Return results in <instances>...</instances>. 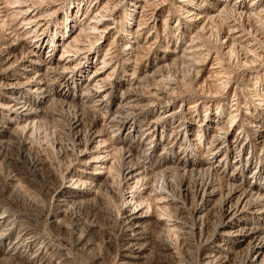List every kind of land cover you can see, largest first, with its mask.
Masks as SVG:
<instances>
[{
  "label": "rangeland",
  "instance_id": "1",
  "mask_svg": "<svg viewBox=\"0 0 264 264\" xmlns=\"http://www.w3.org/2000/svg\"><path fill=\"white\" fill-rule=\"evenodd\" d=\"M36 1L38 2L37 5L45 4L46 6V9L41 10L43 11L41 14L52 11L54 13L47 15V17L41 15L42 18L37 20L43 24L46 23L45 30L43 27L40 28L41 25L36 21L30 24L33 26L30 28L32 31L26 33L29 24H24L22 14L13 13L18 8H13L10 3L0 0V70H2L0 72V84L7 82L8 76L11 78V75H6V72H3V55H1L2 50L10 42H25L28 46L29 43L34 44V41L31 40L35 38L34 29L36 28L41 34L37 37L42 45L39 54L44 57L51 54L58 58L62 53L63 42L55 47L51 40L54 35H58L57 38L63 35L65 27L62 22L66 13L71 10V14L73 12L75 14L79 4L84 8L86 6L92 8L97 0ZM98 1L99 5L107 3L109 9H113L112 13L109 10L108 13L112 15L107 18L111 28L107 35L94 47L90 46L89 48L86 46L89 41H84L82 46L88 47L86 54L89 55V59L86 60L85 58L72 72H67V76L71 78L70 83H73L71 81L75 79H80L81 82L88 79L91 73L102 63L101 61L105 59L104 57H107L109 61L108 70L116 68L113 79L120 77L131 79L134 70L138 68L136 75H139L141 68L153 63L155 55L163 56L166 54L165 49L171 48L176 51V54L170 56L164 67L144 78V84L139 88V92L146 99H151L150 95L155 90L168 93L174 101L168 110L175 108L184 111L171 120L170 127H164L162 134L163 139H166L165 142L171 136L173 126L182 123L185 119L186 121L188 119L193 121L192 130L196 131L199 122L203 119L206 125L202 126V129L206 130L210 123L215 125V122H220V126H227L231 114H236L237 119L233 121L231 126L230 137L232 139L235 134L241 133L238 143L240 140L244 142L249 140L250 143L255 144V158L250 159L251 153L249 151L252 149L245 150L242 152L245 161L242 163L228 162L226 173L233 172L236 169V164H239L241 167L237 168L236 172H239L246 186L255 185L256 180L261 181V185L264 186V146L261 144V139H256L253 128L248 127L247 121H249V117H252V114L246 113L251 111L256 117L258 116V119L260 118L259 121L264 120V16L240 17L239 13L232 10L233 4L237 0H225L223 2H225L224 4L227 2L229 8L222 12L215 21L210 22L203 29H198L192 25L193 22L188 21L186 15L188 14L187 9L194 8V12L201 10H197L195 6L189 4L179 7V0ZM243 2L251 4L254 0H243ZM194 3L202 5L204 2L203 0H195ZM259 3L264 5V0H260ZM238 4H240V0ZM23 9H27V6H24ZM33 9H35L34 6L30 11ZM40 9L42 8H37L36 12L33 11L31 15ZM78 16L77 26L80 23H88L89 20L87 19L82 21L83 11ZM229 25H236L238 30L246 26V32L241 39L242 42L234 41L232 52L228 51L227 43H224L227 32L234 28H229ZM76 28L74 27L73 31L78 29ZM126 30L130 33L128 40H131L133 45V48L129 49L130 51L124 49L125 40H127L124 34ZM52 49L54 50L51 51ZM213 66L216 68L212 69ZM56 83L59 84V82ZM121 91L122 88L116 90V94L119 95ZM10 92V89H5V91L0 89L1 104L6 99L5 94H11ZM76 92L79 94L83 91L78 90ZM258 96H261L262 99H257ZM147 102V100L143 101L144 108H146L144 104ZM194 103H198L196 108L186 109ZM234 109L237 110L233 111ZM3 110L4 108L0 107V113L5 114ZM191 110L192 112H190ZM41 114L38 120L30 123L27 131H25V138L32 144L34 160L20 153L16 143L11 142L13 145L6 148V146L2 147L0 140V211L4 209L7 210V213L14 214L13 217L16 219L19 230L12 240L22 238L23 241H26L30 236L37 239L35 246L28 247L24 253L19 255L7 254L6 247L3 250L0 249V264H117L120 251L129 232L128 226L119 212V205L125 192L119 162L122 156L128 154L127 150L118 153L116 157L117 166L114 167L113 173L106 174L108 175L107 181H99V188L96 187L95 195L76 198L62 204L56 196V191L63 181L65 184L68 183L65 169L70 160L73 159V154L68 148L72 147L79 134L87 139L90 131L94 130L95 124L104 123L108 116L91 101L84 103V105L79 102L64 103L55 95V90L50 92L49 101ZM159 115L160 112L158 111L149 113L147 116L142 115L139 122L141 128ZM74 118L75 121L78 118L81 119L79 127L75 126ZM13 125H15V121ZM105 127V137L109 138L110 135L114 134L112 130L116 127ZM257 141L260 144H257ZM144 147L145 145L142 144L134 149L133 153H135L136 158L144 153ZM163 147L164 145H160L153 152L155 159H161L158 155L159 152H162ZM183 147V145L178 144L177 150L181 151ZM179 154H174V158ZM246 157L249 158L246 160ZM233 159H235V154H232L230 161ZM251 174H254L253 178L249 177ZM149 176L148 185L150 187L162 184L163 180L170 185L172 196L176 201L160 213L165 217L174 216L173 218L180 221V225L177 229L155 222L146 225L144 229L146 256L140 264H203L202 257L205 253V247L213 237L215 227L221 219V208L229 192L226 180L222 175L214 178L209 174L197 178V176L191 177L188 174L180 173L177 176L164 179L161 173L154 172ZM209 180H212L219 189L215 198L205 203L201 201L197 189L201 183L205 186ZM8 182L15 187L14 196L16 195V197L13 199ZM195 208L203 210L200 217L193 215L192 210ZM56 213L61 214L57 219L54 217ZM224 243L227 245L228 241H224ZM167 244L171 245L170 249ZM228 245L233 252L225 264H245V258L248 255L246 247L238 246L236 242L228 243ZM40 247H42L41 250L44 249V257L32 261L31 258Z\"/></svg>",
  "mask_w": 264,
  "mask_h": 264
},
{
  "label": "bare ground",
  "instance_id": "2",
  "mask_svg": "<svg viewBox=\"0 0 264 264\" xmlns=\"http://www.w3.org/2000/svg\"><path fill=\"white\" fill-rule=\"evenodd\" d=\"M194 1L195 0H179L178 6L184 7V5L189 4L190 6H195L197 10H201L200 12L196 11V13L193 10L194 8L187 9L188 14L186 15L188 21L193 22L192 25L198 29H203V27L210 22L215 21L221 16L222 12H225L226 9L229 8L227 2L224 4L225 2L223 1L225 0H203L204 3L202 5L196 4ZM259 1L260 0H254L251 4H245L243 0H240V4H238L239 0H237L233 4L232 10L239 13V15H241L240 17H252L254 15L263 17L264 5L260 4ZM28 2L30 3L27 4ZM5 3H10L13 8H18L13 12L14 14L20 13L23 15L22 19L24 24H29L26 33L32 31L30 28H33V26H30V24L35 23L41 15L47 17V15L54 13V11H52L50 13L41 14V12H43L41 10L46 6L45 4L37 5L38 2L36 0H5ZM221 4L224 5L222 6ZM24 6H27V9L24 10ZM33 6L35 9L30 11ZM40 7L42 9L31 15L33 11L36 12V9ZM86 7L84 8V6L79 4L75 14L74 12L71 14V10L66 13L65 19L62 22L65 27L63 35L61 37L59 36V38H57L58 35L52 36L51 43L55 47L63 42L62 53L58 58L53 57L51 54L45 57L39 54L42 45L37 37L41 36V34H39L36 28L34 29L36 32L34 35L35 38L31 40L32 42L34 41V44L29 43L28 46L25 42H10L6 48L2 50L3 72H6V75H11V78H8L9 76L7 77V82L0 84V89L4 91L5 89L11 90V94L6 93V95L4 93L6 99L2 104L0 103V107L4 108L3 111L5 113H0V140L2 142V147L6 146V148H9L13 145L11 142H14L20 153L24 154L29 159H33L32 144L25 138V131H27L30 123L37 121L38 117L42 115L41 112L49 101L50 92L52 90H55V95L64 103L79 102L81 105H84V103L91 101L100 111H103L108 118L104 120V123H96L93 128L94 130L90 131V135H88L89 137L87 139H85L82 134L78 133L77 140L72 147L68 148L74 156H72L73 159L70 160L67 168H64L66 170L65 176L66 179H68V183L65 184L63 181L56 191V196H58L62 204H65L76 198L80 199L95 195L97 192L96 187L99 188V181H107V176L113 173L114 167L117 166L116 157L118 153L125 149L127 150L128 154L122 156L119 162L125 185V192L119 205V212L128 226L129 232L127 233V237L125 236L126 242L120 251L117 264H140V262L145 259L146 247L144 238L146 237L144 236V229L150 222L166 224L173 229H177L180 225V221L177 218H173L174 216L165 217L160 213L164 212V210L176 200L172 196L170 185H168L166 181L164 182L163 180L162 184L157 186L150 187L148 185L150 180L149 174L154 172L161 173L164 179L177 176L180 173L188 174L191 177L197 176V178L204 174H209L214 178L222 175L229 186V192L221 208V219L215 227L213 237L208 241V245L205 247V253L202 257L203 264H225L229 260L230 254L233 252L228 243L233 242H236L238 246L246 247L248 255L247 258H245V264H264V186L261 185V181L259 182L257 180L255 185L251 187L246 186L239 172H236L237 168L241 167L239 164H236V169H233V172L229 174L226 173V165L228 162L242 163L245 161L242 156V152H245V150L252 149V151H249V153H251L250 159L255 158V144H252V142L250 143L249 140H245V142L240 140L238 143L241 133L235 134L232 139L230 137L231 126L233 125V121L237 119L236 114H231L227 126H220V122H215V125L210 123L206 130L202 129V126L204 127L206 125L203 119L199 122V127L196 131L192 130L193 121L190 119L186 121L185 119L186 122L182 121V123L173 126L171 136L165 142L166 139H163L162 134L164 127H170L171 120L174 119L177 114L184 111L176 110L175 108L168 110V107L174 104V101L168 93L155 90L153 94L150 95L151 99L153 98L151 100L150 98L146 99L145 96L139 92V88L144 84V78L155 73L157 69L164 67L170 56L176 54V51H173L171 48L165 49L164 52H166V54L163 56L155 55L153 63L145 68H141L139 75H136L138 68L134 70L131 79L122 77L113 79L116 68L114 67L108 70L109 61L107 57H104L105 59L101 61L102 63L98 65L97 69L91 73L88 79L84 82H81L80 79H75L71 81L73 83H70L71 78L67 76V72H72L79 62L85 58L86 60L89 59V55L86 54V49L88 48H86V46H89V48L90 46L94 47L107 35V32H109L111 28V24L107 21V18L112 15L113 9L111 8L112 10H110L107 3L99 5V1L97 0L92 8ZM109 10L111 13H108ZM82 11V21L85 19L89 21L88 23H80L79 26H77L76 22H78V15ZM38 22L41 25L40 28L43 27L45 30L46 23L43 24L40 20L37 21V23ZM243 22L242 25H244ZM74 27H77L78 29H76L78 31H73ZM232 27H234L232 31H228L226 37L224 36L226 38L224 43H227L229 52L233 50V42H242V36H244V32H246V26L238 30L236 25H229V28ZM127 30L124 33L126 35L125 37H127L124 49L129 50L133 48V45L131 44L132 41L128 40L130 33ZM152 32H150V34ZM114 36L116 37V35ZM243 39L245 40V38ZM84 41H89L88 45L82 46L84 45ZM53 50L54 49L51 51ZM135 66L137 65L135 64ZM211 68L214 69L216 67L213 66ZM1 71L2 70H0V72ZM56 82H59V84L57 85ZM120 88H122V91L118 95L116 94V90ZM78 90H82L83 92L78 94L76 92ZM257 99L261 100L262 98L258 96ZM145 100L148 101L144 104L146 108L143 106V101ZM197 104L194 103L186 109L196 108ZM235 110L237 109L233 111ZM155 111L160 112V115L152 119L148 125L141 128L139 123L141 120L140 117H142V115L147 116L149 113L152 114ZM190 112H192V110ZM246 113L252 114V117H249V121H247L248 127L253 128L256 139H261V144L264 146V120L259 121L260 118L258 119V116L256 117L251 111H247ZM73 120L75 121V118ZM14 121L15 125H13ZM75 123V126L79 127L81 125V119H76ZM105 126L116 127L114 130L110 129L114 134L110 135L109 138L105 137ZM210 132L212 133L210 134ZM256 143L260 144L259 141ZM142 144L145 145L143 150L144 153L140 155L139 158H136L133 151ZM178 144L184 146L181 151L177 150ZM206 144H208V146H206ZM160 145H164V147L161 149L162 152H159L158 156L161 157V159L158 160V158H154L153 152L156 151ZM240 145L241 148L238 149ZM176 153L180 154L174 158V154ZM232 154H235V159L230 161ZM248 158L249 157H246L245 159L247 160ZM76 165H78V167H76ZM249 177L253 178L254 174L249 175ZM8 187L11 189L13 199L16 197V195L14 196L16 192L15 187L9 184V182ZM218 189L215 183L209 180L205 186L201 183L197 192L201 197V201L206 203L215 198ZM202 211L201 208H195L192 210V213L200 217ZM13 215L14 214L7 213V210L4 209L0 211V249L3 250L4 247H6L7 254L19 255L24 253L28 247L35 246L37 239L30 236L26 241H23L22 238L19 240H12L13 236L16 235L19 230ZM60 215L61 214L56 213L54 217L57 219ZM224 241H228L227 245ZM167 245H169L168 247L170 249L171 245ZM41 248L42 247H40L37 253L31 258L32 261L44 257V249L41 250Z\"/></svg>",
  "mask_w": 264,
  "mask_h": 264
}]
</instances>
